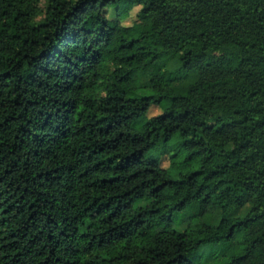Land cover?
<instances>
[{"label": "trees", "instance_id": "trees-1", "mask_svg": "<svg viewBox=\"0 0 264 264\" xmlns=\"http://www.w3.org/2000/svg\"><path fill=\"white\" fill-rule=\"evenodd\" d=\"M220 243L264 264V0H0V264Z\"/></svg>", "mask_w": 264, "mask_h": 264}, {"label": "rangeland", "instance_id": "rangeland-1", "mask_svg": "<svg viewBox=\"0 0 264 264\" xmlns=\"http://www.w3.org/2000/svg\"><path fill=\"white\" fill-rule=\"evenodd\" d=\"M43 3V1H42ZM139 6L135 5L132 6L131 10L129 11V15L123 19L122 23L125 25H130L132 24L135 19H136V12L138 11ZM109 16H113L115 11L112 8H109ZM134 77L137 79L138 84H139V92L143 94H147L151 91L150 87V81H149V75L147 72H136L134 74ZM160 112V108L158 106L152 105L146 115V117L157 114ZM169 164V159L168 156L162 157V166L166 167ZM147 201H140L139 204H145ZM250 205L246 204L243 206L241 209L238 210L236 215H243L245 214ZM219 215V212H217L216 219H214V222L216 223L217 217ZM185 219V218H184ZM187 225L186 220H184L182 223L176 225L177 229H184ZM224 244L220 243L216 247H214V253L213 254H195L190 257V261L194 262L195 264H200V263H207V264H217L219 263L223 258H224Z\"/></svg>", "mask_w": 264, "mask_h": 264}]
</instances>
